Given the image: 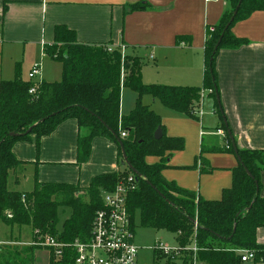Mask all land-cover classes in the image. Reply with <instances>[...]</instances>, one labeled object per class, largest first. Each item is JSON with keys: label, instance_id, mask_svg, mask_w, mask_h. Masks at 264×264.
Here are the masks:
<instances>
[{"label": "trees", "instance_id": "1", "mask_svg": "<svg viewBox=\"0 0 264 264\" xmlns=\"http://www.w3.org/2000/svg\"><path fill=\"white\" fill-rule=\"evenodd\" d=\"M144 9H147L144 3L131 4L125 14ZM256 11H264V0H230V10L211 31L206 28L200 87L144 84L140 73L143 62L138 57L123 55L119 49L107 51V44L78 43L73 30L64 25L54 26L52 43L42 45V54L60 65L59 80H24L15 66L13 79L0 81V222L18 229L28 227L32 239L37 232L66 245L86 242L94 215L103 208L102 192L112 191L132 176L133 182L126 190L129 215L133 219L138 212L142 228L174 234L183 264H192L193 259L200 264H247L240 260L242 250L253 252L251 264H264V245L258 244L255 238L256 230L264 227V197L259 195L260 179L264 176V150L235 147L239 161L231 170L230 187L223 189L219 199L205 200L162 176L170 154L182 151L184 141L181 137L167 136L160 117L141 102L147 95L173 112L197 119L194 111L201 93L210 91L228 146L221 151L234 152L216 101L214 61L220 49H235L247 43L235 37L231 28ZM181 39L176 37V43ZM30 88H34V93H29ZM122 89L136 95L133 108L125 115L119 114ZM69 119H74L78 128L75 164L80 166L87 161L93 138L105 137L115 146L118 170L93 176L84 188L38 182L35 178L28 192L10 189L11 175L28 163L14 157L13 145L34 136L38 152L40 138L50 135ZM29 128L32 129L27 132ZM157 128L162 136L154 140ZM121 132L125 137L120 136ZM232 140L235 144L233 137ZM122 150L131 170L123 163ZM147 157L158 161L147 163ZM13 182L16 185L18 177ZM65 210L68 216L57 228L58 214ZM191 244L193 253L185 250ZM24 248L32 264V249L40 247ZM44 249L48 251V264H74L70 247L62 249L57 258L52 249ZM155 254L157 258L163 257L158 251ZM13 264H23V261Z\"/></svg>", "mask_w": 264, "mask_h": 264}, {"label": "crops", "instance_id": "2", "mask_svg": "<svg viewBox=\"0 0 264 264\" xmlns=\"http://www.w3.org/2000/svg\"><path fill=\"white\" fill-rule=\"evenodd\" d=\"M135 3L146 4L147 9L125 14L127 6ZM229 10L230 0H0V43L21 46L23 57L29 47L43 55L42 45L52 43L54 26L64 25L75 32L78 43L107 44L123 55L141 59L144 84L200 87L206 28L216 25ZM231 32L247 43L217 52L214 68L220 109L237 149L264 150V11L236 22ZM176 37H182L181 41L176 43ZM22 79L28 80L27 75ZM38 81H44V73L40 72ZM126 91L131 92L122 89L120 100ZM209 92L201 93L195 109L201 112L195 113L197 119L173 112L147 95L141 102L160 117L167 136L184 141L182 151L170 154L162 176L180 188L196 190L205 200H217L223 189L230 187L231 170L238 161L234 152L221 151L228 146ZM131 94L132 105L122 107L121 103L120 115L133 108L136 95ZM77 133L76 121L69 119L40 138L38 152L34 136L16 142L12 147L14 157L28 162L16 186L20 176L24 180L23 173H29L32 183L36 178L38 182L84 188L93 176L118 170L115 146L105 137L93 138L87 161L76 165ZM214 149L220 150L212 152ZM157 161L155 157L146 158L150 164ZM260 180L259 195L264 197V176ZM11 183L15 185L13 180ZM15 232L0 243L22 242L23 231ZM255 238L264 245V227L256 230ZM44 252L48 256V251ZM32 255L34 264L37 255Z\"/></svg>", "mask_w": 264, "mask_h": 264}, {"label": "built area", "instance_id": "3", "mask_svg": "<svg viewBox=\"0 0 264 264\" xmlns=\"http://www.w3.org/2000/svg\"><path fill=\"white\" fill-rule=\"evenodd\" d=\"M209 1L214 0H205V2ZM111 50L107 47V51ZM37 76H40V64H33L27 74V79L33 80ZM29 93H34V88H30ZM195 113L201 115L199 111ZM120 136L125 137V133L121 132ZM132 182V176H128L112 191L102 192L103 208L94 215L89 240L86 242L74 241L71 245H66L57 242L48 235L43 236L35 232V238H31L30 242L0 243V246L37 245L41 249L44 247L52 249L56 258L61 256L62 249L70 247L75 256L74 264H136L137 247L133 242L132 218L126 207V190ZM154 250L163 256H171V259H174L173 255L178 256L181 251L177 247L168 248L158 243L154 246ZM240 253L242 254L240 260L243 263L251 262L254 258L251 251L242 250ZM192 264H196L194 259Z\"/></svg>", "mask_w": 264, "mask_h": 264}, {"label": "rangeland", "instance_id": "4", "mask_svg": "<svg viewBox=\"0 0 264 264\" xmlns=\"http://www.w3.org/2000/svg\"><path fill=\"white\" fill-rule=\"evenodd\" d=\"M34 56H36V59L32 61V58ZM33 63L40 64V72L44 73V81L51 82V81L59 80L60 78L59 64L47 57H44L43 55H41V53L39 54V51H36L34 47L26 48L23 57V50L21 46L18 47L14 45L12 46L8 44L0 43V79L5 80L9 78L11 80L13 78V74H14L13 71L15 70V66H18V71L20 73L21 78H26L27 72L31 68ZM38 78L39 76H37L32 81H37ZM133 98H134L133 94H131V92L129 91L128 92L126 91L123 95H121L120 107H121V103H122V107H126L128 104L129 106H131L133 102ZM204 108L205 107H203V109ZM217 143L219 142L217 141ZM193 169L197 170V168H193ZM19 175H20V171H17L15 175H11V177L9 178L8 187L23 192L30 191L33 183L31 176H29V173L28 174L23 173L24 180L23 177L20 176L19 185L16 186L11 183V180L15 179V177L17 178ZM194 192L197 193L196 190H194ZM81 193L82 192H80V194ZM67 216H68V210H65L63 213L60 212L58 214L57 228H60L61 222ZM132 226H133V242L134 245L137 247L136 264H183L180 258V254H178V256L173 255L174 259H171L172 258L171 256H170L171 258L167 256L157 258L155 254L156 251L154 250V246L157 243L168 248L177 247L176 236L174 234L169 233L167 231H155L153 229L142 228L140 226L138 212L134 213L132 219ZM16 229H18L16 226L10 227L0 222V239L8 238L9 233L11 232H12V236L16 235L15 232ZM21 230L23 231L21 232L23 236L20 239V241L30 242L31 241L30 229L28 227H22ZM24 247H28V246H23V247L16 245L1 246L0 264H3L4 262L13 264L14 262L16 263L20 262V260L23 261V264H30L29 262L30 254L27 252L28 251L27 248ZM185 250H189L190 253L191 252L193 253V244H191ZM44 251L45 250L41 248L35 250L32 249V253L34 252L35 255H37L34 264H48V256ZM168 258L170 259L169 261ZM196 264H200V263H196ZM247 264H251V262H248Z\"/></svg>", "mask_w": 264, "mask_h": 264}, {"label": "water", "instance_id": "5", "mask_svg": "<svg viewBox=\"0 0 264 264\" xmlns=\"http://www.w3.org/2000/svg\"><path fill=\"white\" fill-rule=\"evenodd\" d=\"M240 2V1H239ZM239 5V4H238ZM238 5H237V7L236 8H238ZM235 13H236V9H235V11L233 12V15H235ZM232 21V18L230 19V21L229 22H231ZM229 24V23H228ZM228 24L225 26V28H224V30L227 28V26H228ZM222 36V35H221ZM221 36H220V38L217 40V42H216V44H215V46H214V51L218 48V45H219V43H220V39H221ZM216 101H217V103H219V97H218V95H216ZM219 110H220V112H221V109H220V106H219ZM224 124H225V120H224ZM226 126V125H225ZM32 128H29L28 130H27V132H29L30 130H31ZM227 134H228V137H229V140H230V142H231V145L233 146V148H234V154H235V156H236V159H237V161H239V159H238V157H237V150H236V148H235V144H234V142H233V140H232V137H231V135H230V133H229V131L227 130ZM11 136H13V134H10ZM161 136H162V133H161V130L159 129V128H157L155 131H154V133H153V139L154 140H159L160 138H161ZM120 143V142H119ZM120 145V147H121V143L119 144ZM122 154H123V150H122ZM123 163L130 169V167H129V165L127 164V162H126V160H125V156H124V154H123ZM131 170V169H130ZM246 173H247V171H246ZM248 174V173H247Z\"/></svg>", "mask_w": 264, "mask_h": 264}]
</instances>
